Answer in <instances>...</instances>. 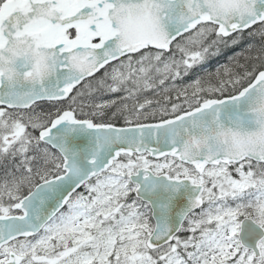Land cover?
<instances>
[{
  "label": "snow or ice",
  "instance_id": "obj_1",
  "mask_svg": "<svg viewBox=\"0 0 264 264\" xmlns=\"http://www.w3.org/2000/svg\"><path fill=\"white\" fill-rule=\"evenodd\" d=\"M0 264H264V0H0Z\"/></svg>",
  "mask_w": 264,
  "mask_h": 264
}]
</instances>
